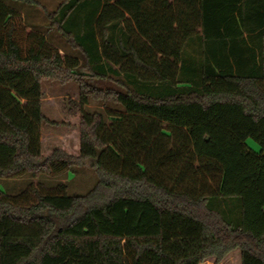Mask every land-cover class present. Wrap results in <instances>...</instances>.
<instances>
[{
	"label": "trees",
	"instance_id": "obj_1",
	"mask_svg": "<svg viewBox=\"0 0 264 264\" xmlns=\"http://www.w3.org/2000/svg\"><path fill=\"white\" fill-rule=\"evenodd\" d=\"M50 19L85 65L0 0V178L91 159L98 181L0 188V264H264V0H63ZM46 80L79 84L77 155H43Z\"/></svg>",
	"mask_w": 264,
	"mask_h": 264
},
{
	"label": "rangeland",
	"instance_id": "obj_2",
	"mask_svg": "<svg viewBox=\"0 0 264 264\" xmlns=\"http://www.w3.org/2000/svg\"><path fill=\"white\" fill-rule=\"evenodd\" d=\"M11 6L19 10L25 22L43 32L47 38L62 49L65 53L79 56L85 65L82 53L79 49L71 47L68 40L51 24L50 14L55 11L58 5L63 0H21L12 1L5 0ZM193 44L188 47L187 56L193 61L196 60V65L199 64L197 53L193 50ZM85 72V67L82 72ZM111 75V74H110ZM113 76V75H111ZM90 84L101 87L103 89L116 87L115 83L109 80L92 79ZM44 101L43 111L45 115L52 121L57 122L55 125H43L42 136L44 138L45 147L43 148V155L46 157L51 154L55 148L68 149L67 152L77 155L79 153V133L77 128L79 126V113L77 105L79 101V84L75 81L62 83L58 80H46L43 82ZM69 101H73V103ZM103 103L96 99H91L87 109L90 112L105 111ZM107 108L120 109L115 104L107 103ZM75 126L76 129L72 128ZM56 132L58 136L50 135L48 133ZM69 133L68 140L65 143L62 135ZM52 134V133H51ZM51 141V142H50ZM72 141V142H71ZM247 145L254 151L261 150L260 144L253 138H248ZM95 162L91 159H85L81 164L75 165L72 170L61 176H50L46 173H39L33 177L29 174L19 177L0 178V188L11 195H17L24 192L32 181L37 180L46 186H54L58 183H65L68 187L67 193L69 195L86 194L89 192L98 181V174L95 168ZM211 187H215L212 184ZM198 191L201 189V182L197 185ZM34 199V195H32ZM212 205L221 210L232 222L239 221L240 217V201L238 198L223 199L217 198ZM214 259L211 258L203 264H213ZM220 264H241L240 250H235L228 254Z\"/></svg>",
	"mask_w": 264,
	"mask_h": 264
},
{
	"label": "crops",
	"instance_id": "obj_3",
	"mask_svg": "<svg viewBox=\"0 0 264 264\" xmlns=\"http://www.w3.org/2000/svg\"><path fill=\"white\" fill-rule=\"evenodd\" d=\"M42 133H45L44 131H42ZM52 133V134H51ZM48 134H50V135H54V136H58V134L56 133V132H50V133H48ZM68 135H69V133H66L65 135H62L61 137L62 138H64L63 140H64V142L66 143L67 142V140H68ZM51 142V141H50ZM72 142V141H71ZM42 144H43V148L45 147V144H44V138H43V136H42ZM65 150H68V149H66V147H65Z\"/></svg>",
	"mask_w": 264,
	"mask_h": 264
}]
</instances>
